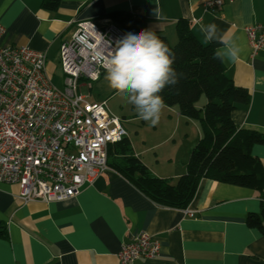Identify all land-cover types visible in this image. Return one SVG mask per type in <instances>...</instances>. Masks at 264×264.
I'll list each match as a JSON object with an SVG mask.
<instances>
[{"label":"crops","instance_id":"1","mask_svg":"<svg viewBox=\"0 0 264 264\" xmlns=\"http://www.w3.org/2000/svg\"><path fill=\"white\" fill-rule=\"evenodd\" d=\"M42 1L0 0L2 42L44 53L51 80L54 73H61L60 44L78 21L102 27L112 23L108 17L112 12L139 15L149 31L164 35L172 45L180 20L189 23L204 45L210 42L205 41L201 25L216 24L221 34L227 33L242 48L238 61L223 60L225 75L250 95L249 103L235 109L231 119L238 128L264 134V48L252 55L244 30L264 24V0H221L218 8L207 12L203 0H60L54 10L43 8ZM167 110L176 132L196 134L186 142L185 154L177 152L176 140L159 154L151 153L158 144H130L154 175L172 179L185 174L200 130L175 107ZM173 136L174 131L161 144ZM251 152L264 170V145H255ZM18 194L17 185L0 183V264H120L116 254L121 245L140 232L158 241L160 254L130 264H264V235L245 225L246 215L260 208L257 193L250 189L202 179L187 207L194 217L158 206L111 169L65 201L24 203Z\"/></svg>","mask_w":264,"mask_h":264},{"label":"built area","instance_id":"2","mask_svg":"<svg viewBox=\"0 0 264 264\" xmlns=\"http://www.w3.org/2000/svg\"><path fill=\"white\" fill-rule=\"evenodd\" d=\"M234 0H228L229 3ZM221 0H203L213 11ZM252 55L264 48V24L245 29ZM0 24V183L19 187L24 203L60 202L75 197L87 183L108 170L107 147L127 137L106 101L93 103L91 89L106 73L105 63L126 35L112 23L78 21L59 47L62 89L46 72L44 53L2 42ZM188 217L195 213L183 210ZM160 245L140 232L116 254L120 264L155 259Z\"/></svg>","mask_w":264,"mask_h":264},{"label":"trees","instance_id":"3","mask_svg":"<svg viewBox=\"0 0 264 264\" xmlns=\"http://www.w3.org/2000/svg\"><path fill=\"white\" fill-rule=\"evenodd\" d=\"M59 1L43 0L42 7L54 10ZM108 17L125 34L149 31L142 16L116 11ZM175 32L174 45L154 33L174 54L173 68L178 74V82L159 93L164 107H175L200 130L185 174L172 179L157 177L135 156L127 137L107 147V166L153 203L179 210L191 203L202 179L253 190L260 208L246 215L245 225L264 235V170L251 152L255 145H264V134L238 128L231 119L235 109L249 103L250 95L225 75L223 61L214 59L220 43L201 44L185 20L178 21Z\"/></svg>","mask_w":264,"mask_h":264},{"label":"clouds","instance_id":"4","mask_svg":"<svg viewBox=\"0 0 264 264\" xmlns=\"http://www.w3.org/2000/svg\"><path fill=\"white\" fill-rule=\"evenodd\" d=\"M200 30L206 42L222 45L215 51L214 59H240L242 48L227 33L221 34L216 24L201 25ZM109 53L105 63L109 86L126 94L140 118L155 126L164 108L159 93L178 82L174 54L154 32L147 30L126 34Z\"/></svg>","mask_w":264,"mask_h":264},{"label":"rangeland","instance_id":"5","mask_svg":"<svg viewBox=\"0 0 264 264\" xmlns=\"http://www.w3.org/2000/svg\"><path fill=\"white\" fill-rule=\"evenodd\" d=\"M170 45H172V43H170ZM106 75L107 73H104L97 82L91 83L90 91H88L86 87H82L81 91L86 94L90 93L92 96V99L90 100L92 101H106L109 112L120 120L121 125L127 131V138L129 141L134 144V146L138 145L139 147H143V143L148 145L158 144L151 153L153 154L155 152L159 154L162 149H166L168 145H172V140H176L175 144L177 146V152H180L179 155L185 154V148L188 147L186 142L193 141L196 134H192L191 130L182 131L179 129V131L176 132L177 127L174 126V121L170 122L168 118L169 115H173L170 114L167 107L163 108L161 118L155 126L151 125L150 122L142 120L138 115L135 106L128 102L127 95L120 94L109 86V83L105 78ZM61 81L62 74L60 71L54 73L52 77V83L54 86L58 89H62ZM203 102L204 97L201 99L200 103L202 104ZM172 131H174L175 137H171L169 143L161 144V142L166 139ZM184 133H187V137L184 136Z\"/></svg>","mask_w":264,"mask_h":264}]
</instances>
